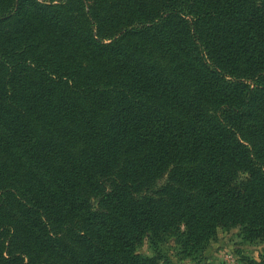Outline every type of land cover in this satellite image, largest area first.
<instances>
[{"label": "trees", "instance_id": "1", "mask_svg": "<svg viewBox=\"0 0 264 264\" xmlns=\"http://www.w3.org/2000/svg\"><path fill=\"white\" fill-rule=\"evenodd\" d=\"M236 229L264 246V0H0V264Z\"/></svg>", "mask_w": 264, "mask_h": 264}, {"label": "rangeland", "instance_id": "2", "mask_svg": "<svg viewBox=\"0 0 264 264\" xmlns=\"http://www.w3.org/2000/svg\"><path fill=\"white\" fill-rule=\"evenodd\" d=\"M264 246L248 243L238 229L219 230L215 239L201 255L186 257L174 238L154 242L150 237L138 247L137 252L149 258L157 257L162 264H253L259 263Z\"/></svg>", "mask_w": 264, "mask_h": 264}]
</instances>
